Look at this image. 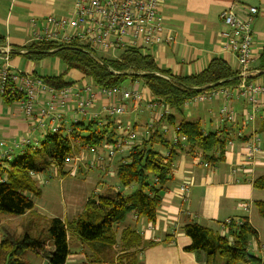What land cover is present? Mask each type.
I'll return each mask as SVG.
<instances>
[{
    "label": "trees",
    "instance_id": "1",
    "mask_svg": "<svg viewBox=\"0 0 264 264\" xmlns=\"http://www.w3.org/2000/svg\"><path fill=\"white\" fill-rule=\"evenodd\" d=\"M4 41V36L0 34V45ZM11 52L19 53L32 62L50 57L59 60L65 67L60 74L30 73L40 77L47 85L56 88L70 85L75 80H67L65 76L71 71L98 87H121L127 81L133 84L140 80L147 88L148 96L170 108V114L153 123L154 129L147 138H142L129 150L113 157L111 165L119 185L118 192L91 193L76 218L65 221L53 217L47 225L48 239L53 246L51 254L47 253L48 264L65 263L70 254L69 236L73 235L82 243L93 245L99 252L114 248V264H142L139 255L143 248L153 245V241L144 242L141 233L131 226H125L117 233V226L130 213L150 224L155 222L162 192L170 179L178 152L186 151L193 155L199 151L207 163L224 161L229 125L223 122L219 131H205L200 121L183 115V103L204 89L237 83L239 72L221 57H215L197 73L179 76L160 67L150 53L133 47L119 50L116 57H100L98 52L77 43L39 41L13 48ZM253 70L256 74L252 78L264 74V45ZM0 96L5 104L15 103L22 97L6 89ZM163 123L171 129L175 128L177 134L185 135V144L173 143L167 134L162 135L159 127ZM70 129L69 133H65L63 128L56 132L48 131L38 137L35 144L28 145L19 153L15 151L11 160H0V213L21 216L33 209L34 200L40 197L41 191L31 172H46L54 166L59 175H65L64 168L68 167L64 163L67 158L89 148L105 154L107 146L113 144L119 133L114 117L102 115L93 120L82 118L72 123ZM246 138L244 136L242 139ZM163 151H168V155L165 156ZM36 153L41 156L38 163L34 161ZM84 165L90 170L102 172L100 168L89 167L85 162ZM133 185L137 189L132 194L122 193ZM252 186L264 189V171L252 180ZM253 204L257 213L264 218V201L258 200ZM225 225L227 230L224 234L219 229L194 220L185 223L181 231L190 239V244L184 249L203 253L204 264L252 263L254 258L248 248L250 241L257 238L256 229L246 218L242 221L231 219ZM219 226L221 229V224ZM170 239L167 237L163 241ZM46 245L26 231L18 237L5 235L0 241V264H29L23 259L24 252L30 249L40 254L45 251Z\"/></svg>",
    "mask_w": 264,
    "mask_h": 264
},
{
    "label": "crops",
    "instance_id": "2",
    "mask_svg": "<svg viewBox=\"0 0 264 264\" xmlns=\"http://www.w3.org/2000/svg\"><path fill=\"white\" fill-rule=\"evenodd\" d=\"M72 3L73 0L66 6L61 0H0V34L5 38L4 44L0 47L8 46L10 50L8 54L0 52V64L2 65V60L7 57L12 69H19L29 74L35 72L37 75H46L40 72L41 64L45 59L32 62L26 60L23 55L11 51L31 42L28 35L30 17L39 19L47 15H67L71 12ZM235 3L257 7L258 14L251 25L254 60L249 70L253 75L247 80L264 83V74L252 78L256 74L253 69L257 65L259 53L264 45V0H164L160 12L165 24V33L172 35L173 42L149 47L146 52L153 56L160 67L179 76L197 73L215 57H221L238 71L239 65L235 57L223 48L219 37V30L222 28L220 13ZM17 56H22L26 60L24 67L18 65ZM72 75L75 80L81 79L80 74L76 72ZM85 80L87 79H81L80 82ZM135 82L145 95L149 93L142 81ZM221 103V99H213L209 101V104H213V109L195 107V118L192 120L200 121L205 131H219L223 127L217 116ZM230 105L237 119L234 124H228V136L233 144L226 147L224 161L207 163L199 151L193 155L186 151L178 152L173 162L170 179L162 192L155 222L150 224L144 218L130 213L127 219L117 226V233L125 226H131L141 233L144 242L153 241L154 244L143 248L139 255L142 264H204L203 253L184 249L190 244V239L183 234L181 227L194 220L222 231L219 225L228 218L238 221L246 218L251 223L257 231V238L249 243L248 249L254 258L249 264L258 262L261 264L264 261V221L257 219L252 212L255 201H264V190L252 186V180L264 171V161H259L253 168L252 164L245 165L242 172L235 175L230 173L232 167L244 162L243 149L238 145L239 140L235 136L237 131L247 137L253 132L257 133L264 145V99H261L258 105L253 126L243 122L245 114L250 111V105L246 100H233ZM214 109L217 111H213ZM190 114L189 111L187 115ZM155 118L158 119L157 115L155 117V113L146 109L143 104L138 111L131 106L128 107L121 116L126 124L130 122L140 129L147 123L153 122ZM162 125L165 123L161 124L159 129ZM28 130L29 121L17 110L15 103L5 104L0 98V141L11 145L13 140L26 135ZM167 136L171 139L172 133L169 132ZM84 157L85 159L74 170L64 168L65 175H59L56 171L55 183L48 181L43 183L47 178L34 173L32 178L42 186L39 187L41 195L34 200L33 209L21 217L27 219L31 215L43 216L45 213L49 215L48 219L56 217L70 221L81 213L91 193H104L111 191L110 188L119 186L114 178V172L108 174L107 170L101 169V172L84 167V162L90 160L91 154L86 153ZM251 170L252 173H248ZM183 182L190 185L187 202H182L176 191ZM244 207L247 209L244 210ZM13 219L16 220L10 216L4 220L0 219V241L5 235L18 237L26 231L25 227L20 230L2 229V221L8 223ZM167 237L171 239L163 241ZM68 241L70 254L64 264H114V248L99 252L93 245L82 243L76 235L69 236ZM52 250L53 246L49 240L45 251L38 254L40 264H48Z\"/></svg>",
    "mask_w": 264,
    "mask_h": 264
},
{
    "label": "built area",
    "instance_id": "3",
    "mask_svg": "<svg viewBox=\"0 0 264 264\" xmlns=\"http://www.w3.org/2000/svg\"><path fill=\"white\" fill-rule=\"evenodd\" d=\"M163 3L164 0H73L71 12L67 15H47L39 19L30 17L28 35L31 42L77 43L96 53H108L110 57H116L117 54H113L115 51L127 47L139 48L146 52L149 47L173 42L172 35L165 33V24L160 12ZM257 14V7L245 5H236L221 11L222 28L219 30V36L223 48L235 57L239 65V81L232 85L204 89L186 99L183 108L221 98L218 120L220 123L234 124L237 116L230 102L246 100L250 111L245 114L243 122L253 126L258 105L261 99H264V83L247 80L253 75L249 70L254 60L251 25ZM0 52L8 54L9 47L1 46ZM5 89L22 95L15 105L29 121V130L26 135L13 140L11 145L0 141V160H11L15 151L35 144L37 138L44 136L48 131L56 132L63 128L65 133H69L72 123L82 118L97 119L102 115L114 117L118 136L113 144L107 146L105 154L93 148L87 149L91 158L85 163L89 167L107 170L110 174L114 172L111 165L113 157L129 150L142 138H147L156 121L155 118L140 129L134 124H126L121 119L128 107L133 106L134 110H139L142 106L145 92L141 91L136 82L128 87L108 88L95 86L90 81H73L70 85L56 88L44 83L40 77L12 69L8 58L5 57L0 67V95ZM148 102L144 107L153 111L155 117L157 115L160 118L171 112L164 103L152 97L148 98ZM159 130L162 135L171 132L173 143L186 142L185 135L177 134L175 128L162 125ZM235 136L239 140L238 145L243 149L244 162L231 168L230 173L234 175L242 172L245 165L252 164L253 168L259 161H264V145L257 133H251L245 140L242 139L244 136L240 131H237ZM231 144L233 141L227 140L226 147ZM163 154L168 155V151H163ZM83 158V154L74 155L67 158L64 164L74 170ZM248 173H252V170ZM30 174L34 175L33 172ZM189 187V183L183 182L176 189L182 202L188 200ZM230 220L227 219L221 224V233H226L225 224Z\"/></svg>",
    "mask_w": 264,
    "mask_h": 264
},
{
    "label": "rangeland",
    "instance_id": "4",
    "mask_svg": "<svg viewBox=\"0 0 264 264\" xmlns=\"http://www.w3.org/2000/svg\"><path fill=\"white\" fill-rule=\"evenodd\" d=\"M61 1L64 2V4L66 6H68L69 2L72 0H61ZM236 5L240 6L239 4L235 3V4L230 5L228 7H232V6H236ZM228 7H226V8H228ZM219 18H220V16H219ZM117 53L118 52L115 51L113 54H117ZM98 56L107 57V56H110V54L105 53V52H99ZM17 61H18V65H20L21 67H24L23 64H25L26 60L22 56H17ZM41 66L42 67L40 68V70H41L40 72L42 74H46V75L60 74V73L64 72V70H65V67L61 64V62L54 57L43 60V63L41 64ZM72 73H74V72H71V73L68 72L65 76V79L70 80V81L75 80ZM80 80L81 79H77L75 81H80ZM87 81H89V79H87L85 81H81V82H87ZM128 85H129V81H127L123 86H128ZM215 99H221V98H215ZM209 101H211V100H206L202 103L191 104L187 108H183V115L185 117H188V119L192 120L195 118V112H194L195 107L201 106V107H208L209 109L210 108L213 109V104H209ZM221 101H222V99H221ZM146 103H149L148 97L146 95H144L142 104L145 106ZM131 107L133 108V106H131ZM135 111H138V110H135ZM189 111L191 114L187 115V113L189 114ZM213 111H217V109H214ZM217 114H218V111H217ZM129 123L130 122H127V124H129ZM36 133H38V132H36ZM86 153H87V150H80L75 155L83 154V156H85ZM35 155L36 156L34 157V161L36 163H38L41 160V156L37 155V153ZM56 171H57L56 168L50 167L49 170H47L46 172H42V173L39 172L38 174L43 175L45 178H47L48 183H55L56 182V177H55ZM43 185H45V184H43ZM38 186L42 188L41 185H38ZM110 189H111L110 192H118L117 186L110 188ZM136 189H137V187L135 185H133L131 188H127L126 190L122 191V193L125 195H130ZM261 190H264V189H261ZM254 208L255 207L252 208L253 209L252 210L253 216H255L259 220L263 219V221H264V218H262L257 213L256 208L255 209ZM48 216L49 215H47L45 213H43V216L31 215L27 219L22 218L21 216H10V217H14L16 220L13 219L11 222H8V223H4L2 221V225H3L2 229L9 230L10 228H15L16 230L17 229L20 230L22 227H25L26 232L30 233L31 236H33L34 238H36L37 240H39L41 242L48 243V241H49V239H48L49 236H48V232H47V225H48V221H49ZM8 217H9L8 214L5 215V214L0 213V219L2 218V220H4V218H8ZM228 219H230V218H228ZM235 221H238V220H235ZM254 222H256V221H254ZM23 259H24V261H26L27 263H30V264H40V257L38 256V254L34 253L30 249H28L24 252ZM263 263H264V261L261 262V264H263ZM256 264H259V262Z\"/></svg>",
    "mask_w": 264,
    "mask_h": 264
},
{
    "label": "water",
    "instance_id": "5",
    "mask_svg": "<svg viewBox=\"0 0 264 264\" xmlns=\"http://www.w3.org/2000/svg\"><path fill=\"white\" fill-rule=\"evenodd\" d=\"M79 49H80V48H79ZM237 78H238V79L240 78V75H239V74H238V76L236 77V79H237Z\"/></svg>",
    "mask_w": 264,
    "mask_h": 264
}]
</instances>
